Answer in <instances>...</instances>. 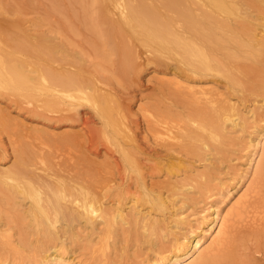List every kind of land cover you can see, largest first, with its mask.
Segmentation results:
<instances>
[{
	"label": "bare ground",
	"instance_id": "bare-ground-1",
	"mask_svg": "<svg viewBox=\"0 0 264 264\" xmlns=\"http://www.w3.org/2000/svg\"><path fill=\"white\" fill-rule=\"evenodd\" d=\"M49 1L52 7L45 8V11L55 23L52 24L55 25L53 36L46 35L45 30H39L40 27L32 29L29 26L27 18L22 17L28 13L26 3H21L24 1L0 0V99L7 101L13 110L56 125L79 124L84 116L82 110L89 109L91 115L101 121V125L92 127L88 125V119L85 120L88 133L79 130L74 131L76 133H58L42 125L30 129L25 120L11 117L5 107H0V133L7 132L9 143L6 146L5 140L0 138V212L5 210L2 205L9 202L15 204L16 198L27 200L28 213L32 218L28 224L32 226L27 225L37 232V237L40 236V251L45 254L49 247L52 252L59 253L57 257L51 256L52 260L50 257V260L45 259L49 262L44 264H70L64 255L68 246L66 226L82 219L93 225L98 218L106 216L108 225H112L119 218H126L124 203L109 209L103 202L105 195L112 194L114 190L117 198L126 195L129 200L135 197L129 207L131 210L141 202L144 208L152 204L140 216L148 227L146 221H150L153 215L149 234L173 237L174 244L169 243L165 248L160 246L147 264H252L249 263L250 259L256 260L264 254V241L258 242V235L264 238V117L259 124V115H255L257 118L251 126L254 130L248 133L249 139L242 140L248 142V147L244 144L243 149L248 148L249 153L244 169L241 167L243 170L237 173L243 175L247 187L234 197L235 200L226 210L223 211L219 203L209 201L198 212L200 216L196 212L193 224L183 220L178 212H171L168 221L154 213L163 214L176 207L175 203L169 205L166 200L162 201L164 197L158 193L161 189H156L172 190V196L168 195L173 198L174 190L182 185L174 181L182 170L180 164L165 162L168 156L171 158L181 154L205 161L206 156L222 144L223 138H229V125L235 123L238 126L240 123L236 122L241 119L244 129L249 128L247 112L239 114V105L232 101V95L240 93V100L253 96L256 101L260 94L264 96V0ZM75 5L82 8L79 13L85 11L90 16L88 20V16L83 18L85 12L81 14L84 20L81 21L83 26H80L81 23L79 26L89 32L88 35L84 33L83 44L76 36L82 35L84 30L74 33L79 24L74 23ZM69 13L73 18L69 17ZM60 14L66 20H60ZM69 45H74V49ZM101 45L107 46V49L112 45L118 53L110 49V52L106 50L104 52L107 53L103 54ZM111 54L118 55V58H111ZM130 56L133 61L127 63ZM108 57L113 59L110 64L106 61ZM95 59H99L97 63ZM149 64L156 68L165 66L162 72L166 73L167 68H174L175 76L162 74L157 77L156 87L161 100L140 102L139 113H135L131 105L139 99L137 92L143 86L142 72ZM118 66L122 68L119 76L115 73ZM105 72L108 74L105 75ZM37 81L39 84H36ZM211 81L214 85L209 84ZM118 86L122 90L133 89L134 86L135 89L131 93H120L121 90L116 88ZM220 87L226 90L223 92ZM32 88L35 92L36 88L39 89L37 99H30ZM170 100L181 101L180 114L177 113V104L176 107L167 106H172ZM257 102L260 104L259 100ZM256 107L264 110V98ZM137 114L145 124L142 127L146 135L143 136L146 143L151 142L147 144L151 151L145 150L139 141ZM15 133L20 137H15ZM45 137L48 141L49 137L55 141L58 138L68 140L71 144L66 145L67 148L74 151L77 145L76 151L83 155L87 153V141L96 148L103 142L123 155L122 165L116 166L114 163V168L109 160L94 166L84 165L70 157V152L67 155L71 161L45 162L38 155L42 150H37V145H43L41 141L45 142ZM28 145L34 152L30 153L31 159L21 157L27 155ZM222 145L225 146V142ZM9 148L15 157L12 165L4 166L3 160L9 155ZM33 157L37 158L34 163L31 162ZM88 158L87 154L84 155V159ZM143 159L156 160L155 166H150V174L153 178L164 175L162 180H147ZM119 176L123 180L121 184L117 181ZM234 176L231 178L235 181L238 177ZM182 177L186 181L191 179L187 174ZM226 188L225 200L231 193L230 186L223 184L216 193L226 192ZM172 222H175L176 229L170 226ZM58 223L65 228L61 229ZM180 224L191 225L192 228L188 227L183 234L178 232L182 230ZM245 232L258 236L253 242L255 247L252 253H256L253 256L245 253L247 246H242L240 242ZM2 234L3 231H0V244L21 249L17 245L20 240L13 244L14 241L8 238L14 236L12 233L11 236ZM18 234L19 238L24 236L21 230ZM206 238L209 243L204 245ZM22 239L27 240V237ZM105 243L109 247V242ZM17 254L20 255L21 251L13 249V252L7 253L8 256ZM195 255L198 256L195 258ZM41 258L44 259L40 257L34 264H42ZM11 259L7 257L0 264L17 263L18 259Z\"/></svg>",
	"mask_w": 264,
	"mask_h": 264
},
{
	"label": "rangeland",
	"instance_id": "rangeland-1",
	"mask_svg": "<svg viewBox=\"0 0 264 264\" xmlns=\"http://www.w3.org/2000/svg\"><path fill=\"white\" fill-rule=\"evenodd\" d=\"M22 1H24V2H21V3H26L25 4L26 12H28L26 14H23L22 17L27 18V22H28L29 26L32 29L40 27L39 30H42V31L45 30V33H47L46 35L53 36L54 35V34H52L53 30H54L53 27L55 25L52 26V24L54 23V21L51 18L47 17V13L45 11L46 9H50L52 7V6H50L51 2L49 0H22ZM44 3H46V4L49 3V4L46 5ZM37 4H39V5H37ZM35 5L38 7H36ZM33 7H35L36 10L33 9ZM75 7H76V5L73 7V9L75 11V13L73 14L75 16L74 20L76 21L74 23H76V24L79 23V24L76 25L74 33L75 34L81 33L84 30L81 33L82 35L76 36L77 40L80 39V41L81 40L84 41V39H83L84 33H85V35L86 34L88 35L89 32H88V30H86V28L84 29V27H80V26H83L82 25L83 23L81 21H83L88 15L85 11H81L79 13V10H82V8L80 9L79 5H77V7H79V8L76 7L77 10ZM39 8L41 10H39ZM77 11L79 14L77 13ZM86 11L88 12V9ZM83 12L86 13V14L85 13L83 14V18L85 17L84 19H82V17H81L82 16L81 14ZM63 14H60V17ZM75 14H77V16ZM88 14H91V13L88 12ZM73 15H70V13H69V17L72 16V18H73ZM56 17L58 18V16H56ZM77 17H79V18H77ZM62 18H64V16H62L59 19L62 20ZM87 18L89 20L90 16H88ZM78 19H79V21H78ZM60 20H58V21H60ZM80 23H81V25H80ZM83 41H81L80 44L85 43ZM93 41H94V39L92 40V42ZM93 43H95V41ZM70 46L72 47V49H74L73 48L74 45H69L68 47L71 48ZM101 46H103V45H101ZM98 47H99V45H98ZM111 47H112V45L110 46V48L108 47L109 49H107V46H103L102 53L103 54L107 53V52H104L106 50H108L110 52L111 51L110 49H112L113 51L115 50L114 53L117 54L118 53V51H116L117 49L113 48V47L111 48ZM98 53L100 54V51ZM116 54H114V56L111 54V58H113V59L118 58V55H116ZM92 55H94V54H92ZM92 55H90V56H92ZM109 58L110 57L106 58V61L109 62L108 64H110V62L113 61V59H111V58L109 59ZM100 59L102 60V58H100ZM98 60L95 59L96 63L98 62ZM132 61L133 60L130 56V61L127 63H131ZM152 65L153 64L147 65L148 67L146 66V70L144 72H142L143 86H142V89H140L137 92V97L139 99H137L135 102H133L134 105L133 104L131 105V110L134 111L135 113H139V106L138 105L140 102H147L148 101L147 103H154L155 101L158 102L159 100H161V96L159 95V91L156 87L157 77H160V75H162V74H166L168 76H175V69L174 68H167L168 70H166V71H168V73H166V72H162V70H165V68H166L165 66H161V68H162L161 69L160 67L156 68L155 65H153V66ZM118 67H117V70L115 72L117 74V76H119V74L122 72L121 71L122 68H120V66H118ZM121 67H125V66L122 65ZM124 69L125 68H123V70ZM118 70H120V72ZM263 72H264V68H263ZM107 74L108 73H106L105 75H107ZM120 78H122V76ZM120 82L122 83L123 81L120 79ZM36 84H39V82L37 81ZM209 84L214 85V82L211 81V83H209ZM116 88H119V90H121L120 93H122V91H124V92L130 91V93H131V92H134L135 86L133 89L131 88L129 90H128V88H127V90L126 89L122 90L123 88L120 89V86H118ZM220 89L223 90V92L226 90L224 87H220ZM31 90L33 92L30 93V95H31L30 99H37L39 89L36 88V92H35L34 88H32ZM240 95H241L240 93L237 94V96L232 95V97H233L232 101L237 102V104L239 105V109H240L239 114L240 115H243L244 114L243 112H247L246 116H249V118H247V120H249V121H247V125L249 128L244 129L245 127H243L241 119L238 120L239 122H236L238 124L240 123L238 126L237 125L235 126L234 125L235 123L233 125L232 124L229 125V127H228L229 133H227V136L229 138H226V139L223 138L222 139V141H223L222 144L225 142L226 145L224 146L221 144L220 146H218L217 149L212 150V153H209L206 156L207 159L205 161L201 162V161H198V157H190V156L181 155V154H179V155L176 154L175 156H172L171 158H170V156H168L166 160L164 159L165 162H168V163L175 162L176 164L177 163L180 164V167L182 170L179 173V177H176V176L174 177V178H176L174 181L179 182L182 185H180L178 187V190L177 189H176V191L174 190L173 198L171 197L172 196L171 195L172 190H170V192H169L165 188H162V187L156 189V191L161 189V192H158V193L161 194L162 197H164V199L162 201L166 200L167 203H169V205L175 203L176 207L168 209L163 214L162 213H156V214L154 213L155 216L159 217L160 219H164L165 221H168V217H169L171 212H174V213L178 212L183 217V220H187L193 224L195 222L193 217L196 215V212H197V214H199L198 212H200L202 209H204L209 201H211V202L214 201L215 203H219L220 207L223 208V211H224V210H226V208H228L232 204L231 201L235 200L234 197H237L245 189V187H247L246 181H245V179H243L244 178L243 175L237 173L239 170L244 169L246 159L248 158V153H249L247 150L248 148L246 150L243 149V148H245L246 145L248 147V142L247 141L243 142L242 140H243V138H244V140L246 138L249 139L248 133L252 132L254 130V128L251 126L254 123L255 118H257V116L255 117V115L256 114L259 115V119H258L259 124H260V121L262 120V118L264 117V112H261L264 110H262V109L260 110V108L257 109V107H256V106L259 107L261 102H263L264 96H262L263 94H260V96L257 97V99L260 101V104H259V102H257L258 100L256 101L255 100L256 98H253V96H250V97L248 96L249 98H247L245 100H240L241 99L240 97H242V95L241 96ZM166 100H168V99H166ZM240 101L241 102L244 101L245 103H243V102L241 103ZM171 102H172V106L171 105H167V106H169L171 108V107H176V104H177L179 112H177V111L176 112L178 114H180V111H181L180 109H181V105H182V104H180L181 101H179V102L178 101H171ZM0 107H2V108L5 107V109L10 112L11 117H14V118L20 117L23 120H25L24 123L26 122V124L29 125V127L31 126L30 129H34V128H36V126L42 125L45 128H48L47 130L50 129L52 131L54 129L58 133H64L65 131L66 132L69 131V132H73V133H76L79 131L88 133L89 127L88 128L86 127V123H85L86 121L85 120L88 119L87 120L88 125H90V126L92 125V127L95 125H97V126L101 125V121H99L98 118L92 116L91 115L92 113L90 112L89 109H83L82 110V112L84 113V116H82L83 120H81V123H79V124L77 123L78 125L77 124L70 125L68 123H64V124L61 123V124L56 125V123L51 124L52 122L47 123L45 121H42L41 119L40 120L34 119L30 116H27V113L25 114V112H18L16 110H13L12 107L10 105H8L7 101H5V100L0 99ZM241 109H242V111H241ZM261 113L263 114V116ZM138 115L139 114L135 115V117L139 120L140 118ZM262 121H264V120H262ZM139 123H140V129H138V130L136 129V132H137L138 138L140 139L139 141L141 143V146L144 147L145 150L151 151V149L149 150L148 146H147V144H151V142L146 143V141L144 139L145 136H143V135H146L145 129H144V127H142L143 125L145 126V124H143L144 122L140 121V120H139ZM245 130H247L248 132L247 133L244 132ZM0 131H2L1 127H0ZM74 131H76V132H74ZM5 132L6 131L1 132L2 135L0 133V136H1L0 138L5 140V145L8 146L9 145V143H7L8 142L7 136L8 135H7V132L6 133ZM19 132L21 134V131H19ZM17 134L15 133V135H16L15 137H20L19 135L17 136ZM2 137H4V138H2ZM45 138L47 140V137H45ZM148 138H150V137H148ZM48 139H49V141L47 140V142H46V140H45V142H43L44 140L41 141L43 143V145H41V144L37 145V150H42V152H39L38 155L42 156L45 162H52L54 160H57V161L63 160V161L68 162V161H71V159H69V156H70L72 158H75L77 163H78V160H80L79 162H81V164L89 165V166L90 165L94 166L97 163L98 164L102 163V162H104V160H106V161L109 160V163L112 162V164H111L112 166L114 165V163L116 166L122 165V159H123L122 156L123 155L120 154L119 152H116L114 150V148H112V146L109 145L110 146L109 147L108 145L104 144L103 142H101V144L96 148V147H93V145L91 144L90 141L89 142L87 141L85 144V151L87 152L86 154L88 155L89 158L84 159V155H86V154L83 155L81 152L76 151L77 147H78L77 145H76L77 147L74 146V151H76V152H74V151H71L72 149L69 150V148H67L66 145L71 144L70 142H68V140H64L63 138L62 139L58 138L55 141V140H52V137L51 138L49 137ZM50 140H52V141L50 142ZM48 142H50V143H48ZM62 142H64V143H62ZM59 144H60V146H59ZM244 144H246V145H244ZM242 145H244V146L242 147ZM63 146H64V148H63ZM65 148L68 149V151H66ZM30 149L31 148L29 146L28 147L29 151H27L29 153V155L27 152H25L27 155L26 156L21 155V157L29 159L30 156H32V154H34V152H32V150H30ZM9 150H11V149L10 148L8 149L9 155L3 160L4 162L2 161L3 162L2 165H4V166L13 164V160H14L15 156L13 154H11V152ZM31 152H32V154L30 155ZM68 152H70L71 155L68 156L67 155ZM44 154H45V156H44ZM36 156H37V154H36ZM65 156H66L65 159H61V157L64 158ZM34 158L35 157H33V159L31 160L32 163L37 161V158L36 159H34ZM0 161H1V158H0ZM155 161H156L155 159H152V160H144L143 159L142 160V162H145L144 165L148 169V170L147 169L144 170V172H145V174H147V180H149V182H151L150 179L153 178V175L150 174V170H152L151 167L155 166V164H154ZM115 165H114V168H116ZM147 165H149V166H147ZM241 167L243 169H241ZM148 171H149V173H148ZM185 174L190 175L191 179L186 181L184 179V177H182ZM234 174H235V176L238 177V179L240 181L238 179L235 181L232 180ZM240 176H242V177H240ZM163 177H164V175H157V176H154L153 179L154 180L155 179L162 180L161 178H163ZM117 181L120 182V184H121V182H123V180L120 179V176H119V178L117 177ZM242 181H243V183H242ZM234 183H236V184H234ZM223 184H225V186L226 185L230 186L231 197L229 195L227 200H225V197H224L225 193L228 192L227 188L224 189V191H226V192L221 191L220 194H218V195L216 194L219 187L221 188V186ZM235 189H236V191H235ZM6 193H8V192H6ZM168 194H170L171 196H169ZM5 195H7V194H5ZM157 195L158 194H156V198H157ZM215 196H217V199ZM105 197H104L103 202H104L105 206L108 207L109 209L113 208L114 206H116V207L122 206V204L124 203L125 205L123 207L125 208L124 212L127 214L126 218L125 219L119 218L118 221L112 225H108V222H107L108 216H106L104 218H100V219L98 218V220L93 225L90 223H87V221H84L83 219L71 222V224H69V226H66V230L68 231L67 235H66V237H67L66 245H68V246H66V249L64 251V252H66V253H64V255H66V257H67L66 260L68 261V263H70V264H147V262H149V259H151L152 257L155 256V254H156L155 252H156V250L159 249L160 246L165 248L168 246L169 243H171L172 245L174 244V240H172L173 237H171V235L170 236L169 235L163 236L162 234H155V235H157L158 239L159 238L161 239V240L160 239L158 240L155 235L149 234L150 229H148V228L151 225V223H150L151 220L154 219L153 215H152V218L150 221H146V224H149L148 227L145 226L144 220L140 218L142 213L145 211L147 212V210L152 206V204H151V206L148 205L147 207L144 208V207H142L143 205L141 202L140 203L141 205L137 204L134 206V210H131L129 207L131 206V204H133L132 202H133V199L135 197H132L131 199L128 200L127 196L124 195V198L127 199V202L123 197L122 198L118 197V198H120V200L122 199L120 201L116 197V191H114V190H113L112 194H106ZM219 199L221 201H219ZM15 200H16L15 204H14V202L13 203L9 202L8 204L2 205L5 210L1 211L3 213L0 212L1 213L0 214V231H3V234L4 233L10 234V236L13 234L15 237L14 236L8 237V238H10V240L14 241L13 244L17 243V241L20 240L21 241L20 243L25 244V245L23 246V245H20V243H17V245L21 249H16L15 247L12 248L11 245H9V244L1 243L0 244V262L6 260V258L8 257L10 259L12 258L11 259L12 261L14 260L13 258L18 259L17 260V263L19 262L18 264H34L35 261L38 262L40 257H43L44 259H42V258L41 259L43 260L42 264H44V262H47V263L49 262V261H46L49 257L52 260L51 256H55V257L59 256L58 255L59 253L52 252L49 247L47 248V249H49L47 251V253H49V254H47V253L43 254L42 251H40L42 249L40 246L41 244H38L40 236L37 237V234H36L37 232H33L31 227L28 226V225H30L28 223L32 222L31 215H29L30 213H28V207H27L28 201L27 200L23 201L19 198H16ZM117 200H118V202H114ZM217 201H219V202H217ZM12 205H13V208H12ZM138 205H140V206H138ZM138 208H139V211H138ZM16 210L17 211L20 210V211L17 212ZM11 211H14V212H11ZM137 211L139 213H137ZM181 216H180V218H181ZM199 216H200V214H199ZM179 221H181V219H179ZM64 223L65 222H63L62 224L64 225ZM174 223L175 222H172L170 224V226L174 227V229H176V226ZM62 224L58 223V225H61L60 228L64 229L65 228L64 226L66 224L64 226ZM22 225H23V227L21 229L20 227ZM180 225H181L182 230H180L178 232H180V233L183 232V234L185 233V230L188 229V227L192 228L191 225H187V224H180ZM30 226H32V225H30ZM10 227H12L11 230H8ZM62 227H64V228H62ZM20 230L24 235L20 238L22 239V238L27 237L28 241L24 240V239L21 240L19 238L18 232ZM35 231H37V230H35ZM26 233L28 236L26 235ZM149 235L151 237L152 236L153 237L151 238V237H149ZM161 236L163 237V239L161 238ZM258 236H259L258 242L261 243L262 241H264V238H262V235L261 236L258 235ZM258 236H255L254 234H251V233H246V232L244 233L240 242L242 243V246L246 245L248 248V249L247 248L244 249L245 253H249L251 256H253V254H256V253H252V248L255 247L253 244L255 243L256 240H254V239L257 238ZM154 237L157 240L154 239ZM76 238H78V239H76ZM150 239L152 241H150ZM164 239H165V241H164ZM208 240L209 239L206 238V240L203 241V244L204 245L208 244L209 243ZM5 241H6V237L4 239V242ZM105 242H109V247H107ZM162 242H163V244H162ZM158 243H159V245H158ZM35 244H36V246H35ZM37 247H39V248H37ZM154 247H156V249ZM7 248H9V249L7 250ZM11 248H12V250H11ZM13 249L14 250H20L21 254L8 256L7 253L9 251L13 252ZM43 249H44V247H43ZM35 252H37V253L35 254ZM241 252H244V251L241 250ZM38 254L41 256L39 257ZM29 256H31V257L29 258ZM197 256L195 255V258ZM20 258H22L23 261L25 259L26 260L23 262ZM19 259L21 260V262ZM50 259H48V260H50ZM190 259H192V258H190ZM250 261L251 262H249V263L253 262L252 264H264V254L259 255L258 259H256V260L250 259Z\"/></svg>",
	"mask_w": 264,
	"mask_h": 264
}]
</instances>
